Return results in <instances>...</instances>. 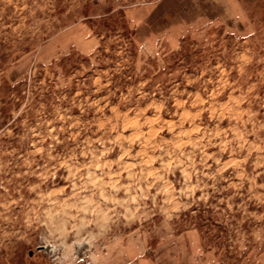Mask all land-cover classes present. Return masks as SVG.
I'll return each mask as SVG.
<instances>
[{"label": "rangeland", "instance_id": "obj_1", "mask_svg": "<svg viewBox=\"0 0 264 264\" xmlns=\"http://www.w3.org/2000/svg\"><path fill=\"white\" fill-rule=\"evenodd\" d=\"M159 255L264 264V0H0V264Z\"/></svg>", "mask_w": 264, "mask_h": 264}, {"label": "crops", "instance_id": "obj_2", "mask_svg": "<svg viewBox=\"0 0 264 264\" xmlns=\"http://www.w3.org/2000/svg\"><path fill=\"white\" fill-rule=\"evenodd\" d=\"M167 257L165 255H159L155 258L154 262H151L150 264H171L170 262H166ZM144 264H148L145 262Z\"/></svg>", "mask_w": 264, "mask_h": 264}, {"label": "water", "instance_id": "obj_3", "mask_svg": "<svg viewBox=\"0 0 264 264\" xmlns=\"http://www.w3.org/2000/svg\"><path fill=\"white\" fill-rule=\"evenodd\" d=\"M37 249L38 250H44L45 248L43 246H39Z\"/></svg>", "mask_w": 264, "mask_h": 264}, {"label": "bare ground", "instance_id": "obj_4", "mask_svg": "<svg viewBox=\"0 0 264 264\" xmlns=\"http://www.w3.org/2000/svg\"><path fill=\"white\" fill-rule=\"evenodd\" d=\"M44 247V246H43ZM45 249H47L46 247H44Z\"/></svg>", "mask_w": 264, "mask_h": 264}]
</instances>
